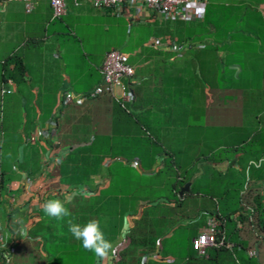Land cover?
Segmentation results:
<instances>
[{"label": "crops", "instance_id": "obj_1", "mask_svg": "<svg viewBox=\"0 0 264 264\" xmlns=\"http://www.w3.org/2000/svg\"><path fill=\"white\" fill-rule=\"evenodd\" d=\"M9 3L0 14V40L12 39L14 26L17 23L13 15L21 3ZM205 3L206 0H204L203 13L199 19L184 22L190 24L189 28L170 26L166 24L170 20L161 19L158 14H154L152 19L155 25L152 35L155 38L162 37L165 41L177 42L197 41L200 44L188 46L178 54L166 45L150 46L145 52L140 47H135L131 51V55L140 54L135 62H127L133 67L135 76L140 79L132 88V92L136 91L132 101L143 103L144 99L145 103L135 104V106L131 104L127 111L136 115L144 126L123 124L115 114L104 113L99 107L97 124L89 131L96 132L100 142L118 143L124 140L128 145L137 147L139 143L149 140L159 147L161 151L153 155L154 161L129 162L138 174L149 179L154 178L149 180L147 185L150 198L138 199L132 198L131 194H126L127 199L123 203L121 193L111 191V188L115 187L110 185L111 176L108 172V165L112 161H107L105 158L99 161L96 171L81 179L79 184L63 183L61 176L56 173L57 167L67 157L70 145H75L71 143V139L61 134L77 132L70 126L64 128V131L61 130L60 125H57L55 129L47 126L56 101V91L64 89L73 96V104L82 103L83 100L78 102L77 98L87 93L100 81L99 66L106 50L100 54L98 61L94 64L98 74L95 84L83 87L77 84L76 77L69 78L62 74L61 69L59 73L62 75L56 79L52 87L53 98L49 106L40 104L42 102L40 80L45 74L43 65L37 72L39 82L30 86L32 84L30 71L35 56L33 46L36 40L44 43V38H24L21 42V55L14 50L7 54H16L20 57L23 74L21 94L18 91L20 84L17 85L11 80H7L6 83L0 81V88L4 85L5 88L10 89V92L5 94L16 93L20 98L21 112V122L16 128L20 136L18 152L16 156L13 155L12 161H5L4 167L1 166L0 161V173L7 179V185L13 193L9 195L4 189H0V223L3 227L0 239V264L31 262L36 264L41 260L46 264L47 255L42 251L43 246L51 245L56 237L64 236V229L69 228V220L83 225L90 219L100 221L105 237L113 243L114 251L104 264H109L114 252L131 245L127 238L128 234L122 235L125 219L130 228L136 225L137 221L142 222L140 228L146 233L144 237L140 235L137 239L147 241L152 232L156 235L155 244L164 249V253H161L162 259L159 253L154 251L144 254L141 260L150 259L156 262L161 261L163 264H182L186 255L190 253L188 245L191 238L204 227L206 214L214 216L217 227L226 238L234 221L233 214L228 215L230 220L219 216V207L223 206L225 192L229 188H221L219 202L214 195L202 194L198 191L191 192L196 180L201 176H207L208 179L214 178L220 182L222 178L232 177L234 182L237 180L242 182L241 186L233 188V190L238 189V193L252 187L259 194L264 195V165L261 164L258 168L250 165V161L259 163L264 157V39L257 36L260 29L264 31V16L261 14L264 0H228L226 3V6L233 7L229 15L236 14L239 17L238 20L243 23V30H241L244 32L243 38L247 42L251 39H256L254 41L258 42L251 47V51L244 52L242 65L232 58L236 53L233 51L234 48L224 44L230 40L231 34L236 35L237 30H228L224 35H220L217 41L216 30L211 22H208L207 26L201 25ZM44 5H47L50 10L47 0H37L31 11ZM239 6H250L251 9L242 11L238 15ZM22 12L30 13L24 12L21 4ZM25 28L26 22L21 18V32ZM25 42H29L31 46L24 51L22 47ZM6 56L0 54V78L1 63ZM10 68L11 64H8L7 69ZM242 68L257 71L259 80L254 81V78H251V74H254L250 71L245 80L239 79L238 75ZM226 70L232 71L231 75L229 74L231 80L225 78ZM194 91L199 93L197 99ZM5 94H0V153L1 144H3L1 135L4 133L2 109L5 104ZM99 97L102 96L99 95ZM64 106L60 108V114ZM35 122L39 124L40 134L39 141L32 144L28 142L27 136ZM82 129L78 131L83 132ZM173 135L180 137V143L177 146L169 143ZM171 149L176 151L172 152ZM42 151L49 152V160L45 164L44 173L39 174V154ZM55 159L58 163L54 161ZM166 159H169L174 175L166 174L161 180L156 179L158 173L164 168ZM68 165H73V162ZM63 175L66 174L63 173ZM170 178H172L171 182ZM179 180L183 183L176 182ZM19 181L28 192H15ZM184 183H188V187L179 194V189ZM81 185L92 193V196L87 199L76 197L71 204L66 205L70 216L57 220L44 214L41 205L46 200L62 199L65 192ZM137 188L138 185H135L134 190ZM51 192L56 193L50 195ZM186 196L190 200L193 199L191 200L193 203L183 206L182 209L180 207L176 209ZM175 198L178 202L174 200ZM101 207H104V211L100 210ZM240 210L236 209L235 213ZM180 227L191 230V234L185 239V247L182 244V238L174 236V231ZM235 228H240V223L236 222ZM22 231L24 238L16 242L15 239ZM69 236L70 241L79 242L71 235ZM245 241L247 248L255 249L251 263L264 264V240L261 247H257V242L252 239ZM25 245L33 249L37 247L39 255L36 256L35 253L32 257L26 250L21 254L19 248ZM244 250L240 251L242 257L246 256ZM30 258L35 259L33 261ZM92 264H98L95 256Z\"/></svg>", "mask_w": 264, "mask_h": 264}, {"label": "rangeland", "instance_id": "obj_2", "mask_svg": "<svg viewBox=\"0 0 264 264\" xmlns=\"http://www.w3.org/2000/svg\"><path fill=\"white\" fill-rule=\"evenodd\" d=\"M227 2L228 0H206L203 22L201 25L207 26L206 24L211 22L214 26L213 28L216 30L217 41H219L218 38L220 35H224L228 30H237L236 35L231 34L230 40L226 41L224 44L225 46L228 44L229 47L234 48L233 51H236V53L232 58L234 60L236 59L242 65L245 56L244 52L251 51V47H253V45L255 46L258 42L254 41L256 39H251L247 42L246 39L243 38L244 32L241 31L243 30V23L238 20L239 17L236 14L233 16L229 15L233 7L226 6ZM11 3L14 4V2ZM9 4L8 2V5ZM65 5V14L60 18H52L47 5L38 6L30 13H21L20 4L13 15L17 23L14 26L15 30L12 39L2 38V40H0V54L6 56L13 50L21 55V42L24 41V38H44V43L40 40H36L33 46L35 56L31 65L30 78L32 84L30 86L32 87L33 84L39 82L40 79L37 72L43 65L42 68L45 70V74L40 80L42 82V89L40 90L42 102L40 104L43 103V105L46 106L52 103L53 84L62 74L69 78L76 77L77 84L83 87L89 84H95L98 74L94 69V64H96L100 54L104 50H108L111 47L117 48L126 55L127 62L133 63L140 54L131 55L132 49L140 47L143 52H145L147 47L151 46L152 40L155 39V36L152 35L155 26L153 25L154 20L147 22H129L122 13L114 14L109 9H95L83 1H79L74 5L71 0H66ZM250 9V6H239L237 14ZM21 18L26 22V28L23 29L22 32ZM155 23H158V21H155ZM166 24L175 27H183L184 29L190 26L189 23L178 21H169ZM257 36H261L260 39H264L263 29L259 30ZM29 46H31V44L25 42L22 48L25 51ZM248 68H242L238 78L245 80L250 71L254 74H251V78H254V81H258V72H253L254 70H249ZM61 69L63 70L62 74L59 73ZM231 72L232 71L229 70L225 71L224 74L227 80H231ZM19 84L18 91L21 94V82ZM25 87L27 86L25 85ZM80 87L81 86H79V88ZM194 94L197 99L199 93L194 91ZM4 100V109H2L4 114V133L1 135L3 144H1L0 153L1 166L3 167L5 161H12L13 155L16 156L18 152L17 146L20 141V136L17 134L16 128L21 122L20 98L17 94H5ZM169 143L177 146L180 143V137L173 135ZM93 146L95 149L99 150V152L96 153L99 160L105 158L107 161H112L108 165V172L111 176L110 185L111 187L115 186L111 188V191L120 192L122 195L121 201L123 203L127 199L125 196L126 194H131L132 198L135 197L138 199L151 197L147 185L149 184V180L154 178L149 179L138 174L134 170L135 167L130 165L129 162L154 161L153 155L161 151L158 146L149 142V140L139 143L137 147L128 145L124 140L118 143H106L100 142L97 136L93 140ZM171 151L173 152L176 150L171 149ZM164 161L166 162L165 166L161 172L158 173L156 179L161 180L166 174L170 176L174 175L173 167L168 162L169 159ZM175 161H177V159H175ZM209 179L207 176H201L200 179L193 183L190 191L214 195L220 202L219 196L222 194L220 193L222 187L229 188L228 191L225 192V198L229 200L231 197L233 198L235 196L233 188L241 186L242 183L241 180L234 182L232 177L222 178L219 180L220 182L214 178ZM171 181L172 178H170V182ZM135 185H138L136 190H134ZM109 200L112 202L114 201L113 199ZM174 200L176 201V198ZM191 200L186 196L181 205L176 206V209L179 207L182 209L183 206L191 202L193 203ZM194 201L196 202L195 199ZM109 207L113 208L112 205H109ZM122 207H124V205ZM100 210L104 211V207H101ZM174 234L175 237L179 236L182 238V244L185 247V239L191 234V230L180 227L174 231ZM64 235L71 240L69 236L71 234L68 228L64 229ZM60 245L61 246L57 247L58 252L51 259L53 264H89L90 259H92L91 263H93L94 255L85 251L80 242L69 241L61 243ZM35 249L36 256H38L37 247H35ZM30 259L34 261L35 258ZM31 263L33 264V262ZM36 263H39V261Z\"/></svg>", "mask_w": 264, "mask_h": 264}, {"label": "trees", "instance_id": "obj_3", "mask_svg": "<svg viewBox=\"0 0 264 264\" xmlns=\"http://www.w3.org/2000/svg\"><path fill=\"white\" fill-rule=\"evenodd\" d=\"M11 64L12 69H7V65ZM2 73L0 81L1 83H6L7 80H11L15 84H19L22 79L23 65L21 59L16 54L7 55L1 63ZM136 96V91L133 92ZM102 97L96 96L94 98H88L83 100L79 105L69 103L63 107L61 114L57 117L56 124L60 125L61 130L70 126L77 132L67 134L63 133L61 136L71 139L69 153L67 157L63 160L64 162L57 167L56 173L61 176V181L66 184H79L80 180L87 177L89 174L96 171L99 160L96 155L99 152L93 146V140L97 136L96 132H89L97 124L98 120V109L101 107L102 112H110L119 117L118 120L123 124H138L144 126L140 120L137 119L136 115L123 109L119 104L114 101L109 95L102 94ZM143 103L145 100L143 99ZM134 106L137 103L135 100L132 101ZM113 122V119H112ZM83 128V132L78 131ZM86 129V131H85ZM76 137V138H72ZM73 162V165H68ZM264 165V164H263ZM32 172V171H31ZM30 172V173H31ZM29 173V174H30ZM65 173L66 175H63ZM66 176V177H65ZM3 177L0 173V178ZM179 184L183 183L182 180L176 181ZM235 196L226 200L223 199V206L219 208V216L221 218L230 220L228 218L229 214L234 215V221L232 227L228 231L227 238L224 236L221 229H218L219 233L223 235L225 240L233 242L234 246L231 251L220 246V247H209L206 249V256H198L191 247L189 243L190 253H186V259L182 264H252L251 258L242 257L240 254L241 250L247 248L246 239H252V241L257 242V247H261L264 240V195L259 194L256 189L252 187L247 188L246 191L238 193V189L234 190ZM178 202V199H176ZM236 209H241L235 213ZM236 222L240 223V228L236 229ZM141 221H137L136 225L130 228L127 238L131 245L123 248L120 251L114 252L110 258L109 264H163L161 261H153L150 259H142L144 254H149L154 251L159 253L160 258L161 253H164V249L161 246L155 244L156 235L150 232L147 241L144 239H137L140 235L144 237V230H141ZM136 236V237H135ZM141 240V241H140ZM67 237H56V240L51 245H44L42 251L47 255L45 257L46 264H53L51 261L52 257L58 252L57 247L61 246V243L69 242ZM249 241V240H248ZM148 242V243H146ZM25 250L33 257L35 256V251L33 247L21 246L19 251L21 254ZM234 255V257L232 256ZM236 258V261L235 259ZM92 259L90 263L92 264ZM32 264V263H29ZM36 264H45L41 260Z\"/></svg>", "mask_w": 264, "mask_h": 264}, {"label": "built area", "instance_id": "obj_4", "mask_svg": "<svg viewBox=\"0 0 264 264\" xmlns=\"http://www.w3.org/2000/svg\"><path fill=\"white\" fill-rule=\"evenodd\" d=\"M37 0H0V14L4 10L8 2H19L22 4L24 12H30ZM51 11L52 18H60L66 11V0H47ZM74 5L79 1H83L95 9H109L112 13H122L127 21H149L153 19L154 14H158L161 19L186 22L199 19L203 13L204 0H71ZM264 16V7L261 10ZM1 22V18H0ZM200 44L197 41H165L162 37L152 40L151 46H168L177 54L188 46ZM12 69V65L11 68ZM100 81L95 84L87 93L79 96L78 102L94 98L98 95L107 94L113 98L121 108L128 110L133 99V86L140 80L135 76L133 67L126 61V55L119 49L111 47L105 51L99 66ZM10 89L4 85L0 88V94L9 93ZM74 103V98L64 89L56 91V101L51 111V118L47 122V126L51 129L57 128L56 118L59 116L60 108L63 105ZM40 127L37 122L33 124L31 132L27 136L28 142L34 144L39 141ZM49 160V152L42 151L39 154L40 166L39 174L45 171V164ZM58 163V160H54ZM7 179L0 178V189H4L6 194H13L7 185ZM17 193L28 192L21 181L16 185ZM51 192L50 195H55ZM49 194V193H48ZM47 195V194H46ZM45 195V196H46ZM217 222L211 214L204 216V227L197 232L190 240V244L194 252L198 256H206V249L209 247H224L229 251L232 250L234 244L225 240L223 235L218 234ZM3 234V227L0 223V239ZM24 238V232L17 237L16 242ZM264 250V247H263ZM246 257L252 258L255 255V249L250 247L244 250ZM234 257V255L232 254ZM236 261V258H234Z\"/></svg>", "mask_w": 264, "mask_h": 264}, {"label": "clouds", "instance_id": "obj_5", "mask_svg": "<svg viewBox=\"0 0 264 264\" xmlns=\"http://www.w3.org/2000/svg\"><path fill=\"white\" fill-rule=\"evenodd\" d=\"M238 71V69H237ZM264 164V157L261 158L259 163L257 161H250V165L260 167ZM92 193L81 185L75 189L67 191L63 194V198H52L46 200L42 205V211L45 215L53 217L57 220H62L70 216L69 209L66 205L71 204L76 197L84 199L90 198ZM71 236L80 242L83 249L92 253L97 259L98 264H104L109 259L111 253L114 251L113 243L105 237V234L100 226L98 219H90L83 225L68 221ZM130 231V225L125 219L122 225V235H127ZM238 264V262H237Z\"/></svg>", "mask_w": 264, "mask_h": 264}, {"label": "water", "instance_id": "obj_6", "mask_svg": "<svg viewBox=\"0 0 264 264\" xmlns=\"http://www.w3.org/2000/svg\"><path fill=\"white\" fill-rule=\"evenodd\" d=\"M187 187H188V183H184L179 189V194L184 192L187 189Z\"/></svg>", "mask_w": 264, "mask_h": 264}]
</instances>
